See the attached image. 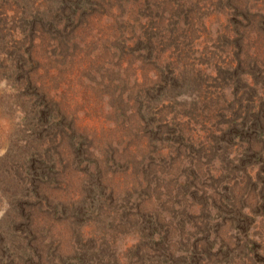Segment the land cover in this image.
<instances>
[{
  "label": "rangeland",
  "instance_id": "374dc122",
  "mask_svg": "<svg viewBox=\"0 0 264 264\" xmlns=\"http://www.w3.org/2000/svg\"><path fill=\"white\" fill-rule=\"evenodd\" d=\"M0 264H264V0H0Z\"/></svg>",
  "mask_w": 264,
  "mask_h": 264
}]
</instances>
